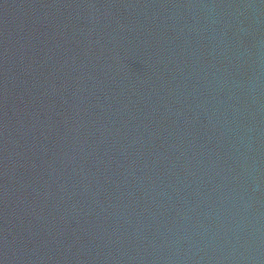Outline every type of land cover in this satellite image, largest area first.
Segmentation results:
<instances>
[{
    "label": "water",
    "instance_id": "1",
    "mask_svg": "<svg viewBox=\"0 0 264 264\" xmlns=\"http://www.w3.org/2000/svg\"><path fill=\"white\" fill-rule=\"evenodd\" d=\"M0 264H264V0H0Z\"/></svg>",
    "mask_w": 264,
    "mask_h": 264
}]
</instances>
